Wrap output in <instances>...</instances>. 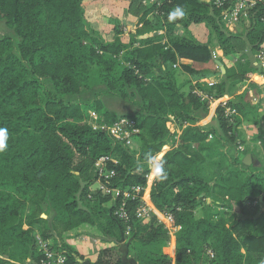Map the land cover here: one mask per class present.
Segmentation results:
<instances>
[{"label":"trees","instance_id":"trees-1","mask_svg":"<svg viewBox=\"0 0 264 264\" xmlns=\"http://www.w3.org/2000/svg\"><path fill=\"white\" fill-rule=\"evenodd\" d=\"M83 1L0 0V30L3 25L11 30L0 35V128L9 133L8 147L0 152V264L39 261L37 235L55 249H66L71 264H83L61 240L60 231L84 225L96 228L104 241L126 242L136 264H168L169 233L157 218L148 224L137 220L138 202L127 204L126 223L115 215L119 200L100 191L89 198L98 178L89 167L98 160L119 159L108 164L115 173L111 188L146 187L152 172L145 158L166 146L170 150L162 160L168 179L156 180L150 197L181 228L176 264H260L264 166H248L249 150L239 151L245 143L239 129L250 115L259 125L257 108L247 95H240L228 103L238 112L233 121L225 118L220 106L217 128L197 124L208 116L212 101L231 95L251 73L264 74V66L257 63L264 41V1L242 12L244 31L233 35L222 21L230 2L208 7L200 0H131L129 13L141 28L129 43L120 39L119 30L113 41L94 30ZM177 9L183 15L171 16ZM201 23L212 28L226 57L240 59L224 75L181 65L191 77L184 90L178 82V61L208 63L212 54L209 45L190 34L180 37L176 28ZM149 34L154 36L140 38ZM211 77L221 80L214 86L202 83ZM104 97L134 106L132 114L121 118L134 120L140 129L139 152L115 142L107 130L74 123ZM118 119L115 114L111 125ZM169 123L181 130L178 139L167 130ZM191 145L197 154L192 155ZM200 154H206L205 159L223 158L228 166L207 179ZM82 158L85 163L74 168ZM234 207L239 216L228 220ZM96 264L128 263L117 251H105Z\"/></svg>","mask_w":264,"mask_h":264},{"label":"crops","instance_id":"crops-1","mask_svg":"<svg viewBox=\"0 0 264 264\" xmlns=\"http://www.w3.org/2000/svg\"><path fill=\"white\" fill-rule=\"evenodd\" d=\"M200 1L209 7L214 5L215 0ZM145 3H155V0H146ZM83 6L86 19L90 26L97 32L101 33L108 41H113L115 37V30H119L121 32L120 39L124 43H129L131 34H136L141 28L138 18L129 13L131 0H84ZM241 15L242 13L236 17L231 12L227 11L223 17L222 21L226 29L233 35H239L244 31L245 25L240 19ZM246 26L248 27L247 23ZM176 33L180 37L190 34L196 42L203 45H209L212 54V59L208 63L202 64L193 62L191 60L180 59L178 61V66L186 65L192 67L195 70H220L222 75H224L226 73V68L232 69L240 59L239 55H232L229 57L224 55L212 28L205 23L191 24L187 29H184L182 26H178L176 28ZM160 35L163 36L164 33L161 32ZM153 36L154 34H149L140 38H148ZM165 42L166 40H163V43ZM218 62L221 65L218 64ZM180 76L181 79L184 78V80H182L184 81L183 83L182 81L180 83ZM190 80L191 77L187 73L181 71L179 68L178 82L180 86L184 84V90H188V82ZM220 80L221 77H211L202 80V83L213 86L218 84ZM193 85H196V82H193ZM240 95H247L248 99L257 108L259 121V127L257 128L258 132L251 134L249 131V126L245 128H248L247 131H242V139L245 142L243 149L245 148L249 150V154L245 158V163L247 161V157L250 156V164H246L248 166L253 165L255 167H261L264 166V74L262 72L251 73L248 76V79L240 86L238 90L222 99L212 101L208 116L197 125L200 127L212 126L217 128V122L215 119L217 109L224 104H228L234 98ZM243 123L242 125L244 128L246 122L244 124ZM171 127L177 132V134L182 133L181 130H179L174 125V123H170L169 128ZM258 134L262 135L260 140L256 139ZM211 140L212 139L210 137L208 141ZM133 150L137 152V142L134 143ZM165 154L166 152L162 150L158 156L163 157ZM153 183L154 181L151 184H148L150 194ZM43 218L46 219L47 216L43 215ZM60 234L61 240L69 248L76 251V253L81 257L79 262H82L83 264H96L105 251H117L120 253V256L126 263L136 264L126 242H120L116 244L104 241L100 232L94 227L84 225L75 230L60 231ZM170 251H172L174 254L176 253L175 241L170 245L169 248L165 249V253L167 254L170 253Z\"/></svg>","mask_w":264,"mask_h":264},{"label":"built area","instance_id":"built-area-1","mask_svg":"<svg viewBox=\"0 0 264 264\" xmlns=\"http://www.w3.org/2000/svg\"><path fill=\"white\" fill-rule=\"evenodd\" d=\"M263 1L264 0H215L214 5L222 7L227 2H230L232 6L230 7L229 12L237 17L243 11L254 8L258 3ZM257 63L264 66V41L261 46V51L257 55ZM199 95L201 96L202 94ZM222 107L224 108V116L226 119L233 121L234 117L238 116V112L229 107L228 104H224ZM109 133L115 142L133 150L134 143H136V140L139 139L141 131L137 127L134 120L123 117L118 119L109 128ZM172 134H177V132L173 131ZM178 138L179 134H177V139ZM169 150V146L163 148V151L166 153ZM240 150H243V148L240 147ZM110 163L117 164L115 159L111 156L103 157L95 163L98 174L96 182L101 193L111 196L114 201L119 200L121 202L115 215L118 219L128 223L130 215L127 204L129 202H138V206L134 211L135 218L143 224H148L153 218H157L159 224L163 225L169 233V248L174 241L176 242V235L181 229L180 227L174 225L173 216L159 211L154 206L151 201L148 182L146 187L136 186L126 190L111 188L109 180L113 178L115 173L114 171L108 169V164ZM151 175H153V172L147 176V179H150ZM130 232L131 228L128 226L125 233L126 237L130 236ZM36 240L37 247L39 248L42 258L39 261L29 260L26 264H71L68 257V251L66 249H63L62 247L55 249L50 242L44 241L40 235H37ZM207 254L210 259L214 258L212 251H208ZM167 255L169 257L168 264H176V253L173 255L168 253Z\"/></svg>","mask_w":264,"mask_h":264},{"label":"rangeland","instance_id":"rangeland-1","mask_svg":"<svg viewBox=\"0 0 264 264\" xmlns=\"http://www.w3.org/2000/svg\"><path fill=\"white\" fill-rule=\"evenodd\" d=\"M10 33H11V30L6 28L3 25L2 29L0 30V35H6V34H10ZM175 67L179 69L180 66L176 65ZM182 80H184V78L181 79V76H180V83H181ZM183 82L184 81H182V83ZM182 85H184V84H182ZM239 88H237L236 90H238ZM101 89H103V87L100 88V90ZM251 104H253V103L251 102ZM95 105H96V109L95 110H91V111L85 113L84 116H80V117L76 118L74 120V123L79 124L81 126L90 125L92 128H94L96 130H101L102 129V130L109 131V128L113 125V124L111 125L112 117L115 116V114L120 119L123 115L132 114L133 111L135 110L133 105H130L127 102H123V101H120L118 99L109 98V97H104L100 102H97ZM243 122L244 123L246 122L245 123L246 124L245 127L243 128V125H242L240 127V129H239V133H240L242 142H244V140L242 139V135H243L242 131H247L248 128L245 129L247 126H249V131L251 132V134H254L255 132H258V129H257L258 125H257V121H256V118H255L254 115H250L248 118H245V120H243ZM169 125H170V123L167 125V130L172 133L175 130H173L172 127H171L172 129L169 128ZM181 134H179V135L181 136ZM136 142H137V145H138L137 152H139L140 151V142H141V140L137 139ZM241 147L243 148V144L241 145ZM239 149H240V147H239ZM190 151H191V153H193L192 155H195V153L197 152V148L194 145H191L190 146ZM239 151L240 152H244L245 148L243 150H239ZM205 155L206 154H200V156L204 159L203 174H204V176L207 179H211L212 180V179H214V178H216L218 176V171L225 170V168L228 166V162L225 159H223V158L216 159V157H209V158L206 157V159H205L204 158ZM157 156L158 155H156V157ZM114 159H115L116 162L119 161V159H117L115 157H114ZM162 159H163L162 156L161 157L160 156L157 157V160H162ZM81 163H85V159L82 158V159L77 160V162L74 165V168H78L81 165ZM89 168H90L89 172H91V173H93L95 175L96 174V170H97L96 164H95L94 167L92 165ZM151 172H153V175H151L150 179H147V182L149 184H151L153 181L155 183L156 180H157L156 173L152 170V166H151ZM154 183L152 184V187H153ZM98 193H99V189H98V186L95 184L93 186V188L91 189V191H90L89 198L93 197L95 194H98ZM198 212H197L198 213L197 216L200 217L201 216L200 215V210H198ZM233 215H238L239 216V209L237 207H234L233 211L230 214H228L226 216V218L228 220H230V219L233 218L232 217ZM25 222H27V219L25 220ZM25 229H27V228H25ZM170 254L173 255L174 253H172V251H170Z\"/></svg>","mask_w":264,"mask_h":264},{"label":"clouds","instance_id":"clouds-1","mask_svg":"<svg viewBox=\"0 0 264 264\" xmlns=\"http://www.w3.org/2000/svg\"><path fill=\"white\" fill-rule=\"evenodd\" d=\"M177 14L183 15V11L177 9L170 15L176 16ZM8 139H9L8 130L6 128H0V152H3L4 150L7 149ZM144 163L150 164L152 166V170L156 173V178L159 182H164L168 179V172L164 166L163 160H157L156 156L150 155V156H146ZM260 264H264V260H262Z\"/></svg>","mask_w":264,"mask_h":264},{"label":"water","instance_id":"water-1","mask_svg":"<svg viewBox=\"0 0 264 264\" xmlns=\"http://www.w3.org/2000/svg\"><path fill=\"white\" fill-rule=\"evenodd\" d=\"M218 64H220V63L218 62ZM220 65H221V64H220ZM248 160H249V161H248ZM249 162H250V156L247 157V161H246V163H247V164H250Z\"/></svg>","mask_w":264,"mask_h":264}]
</instances>
